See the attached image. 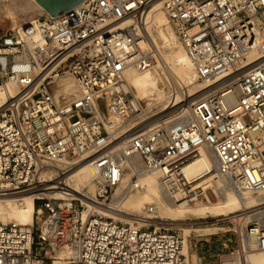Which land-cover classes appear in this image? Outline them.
Here are the masks:
<instances>
[{"label": "built area", "instance_id": "obj_1", "mask_svg": "<svg viewBox=\"0 0 264 264\" xmlns=\"http://www.w3.org/2000/svg\"><path fill=\"white\" fill-rule=\"evenodd\" d=\"M151 1L81 0L0 33V87L16 86L0 106V198L34 193L30 224L4 221L0 204V264H247L264 250V201L247 219L220 220L232 224L234 245L223 243L214 262L184 255L176 229L147 217L153 205L132 220L108 206L136 157L171 190L193 193L190 184L208 169L187 167L202 151L237 192L264 195V0H163L197 79L218 81L190 102L187 117L176 113L114 145L142 110L124 70L156 61L144 33ZM65 74L81 95L55 101L50 83ZM88 158L94 191L77 193L65 174Z\"/></svg>", "mask_w": 264, "mask_h": 264}, {"label": "bare ground", "instance_id": "obj_2", "mask_svg": "<svg viewBox=\"0 0 264 264\" xmlns=\"http://www.w3.org/2000/svg\"><path fill=\"white\" fill-rule=\"evenodd\" d=\"M25 3H31V8L18 7V9L13 10L22 12L23 14L35 13L36 10L37 12L43 11V13H48L35 0H27ZM162 3L163 0H153L148 4L145 11L144 33L154 44L156 50L155 63L144 70H138L133 67H127L124 70V78L132 88L142 108L139 115V119L141 120L135 122L136 119H133L128 123L122 124L119 130L120 138L114 142V145L122 143L133 134L147 130L158 121L169 116L172 117L176 113H179L178 115L183 118L187 117L190 102L215 87L213 84L218 81L197 79L191 60L161 8ZM158 12L163 14L168 24L164 22L165 20L161 16H157ZM33 16L31 15L30 18ZM127 23V20L118 21L120 27ZM253 61H255L254 58L249 60L248 64H246L248 66L244 69L258 63ZM66 79H71L75 85L74 88L72 83H62L63 92L74 93V96L69 95L66 98L80 97L81 90L76 86L71 75L57 81ZM195 79L203 85L197 84ZM180 87L184 89V94L180 93ZM15 91L16 86L11 82L2 86L0 88V106L3 104L4 99L7 98L8 93L12 94ZM53 98L55 101H58L54 96ZM168 100H170V103ZM166 102L169 104L166 105ZM147 105H158V111L147 116L149 109ZM174 110L176 111L173 112ZM108 121L118 122V119L109 116ZM201 155V159L194 161L187 169L193 174L203 172L205 169H208V171L197 176L190 184L193 190L191 194H187V191H183L182 189L171 190L167 184L160 180L159 171H144L141 161L137 157L133 158L130 164L127 162L130 170L125 171L119 177L118 186L108 205L109 208L121 220H132L134 215L147 213V205H153L151 212L147 215V217L151 218H155V214L157 216L166 215L173 220L186 219L188 216L195 219L228 217L229 215V218H237L240 215L244 219L249 218V208L262 203L264 195L251 194L245 191L237 192L227 179L210 169L214 165L213 155L205 151H202ZM46 173L47 175H50V173L52 175L53 172L49 170ZM94 175L95 167L90 163V159L88 158L78 163L65 174V183L77 193H82L83 188H87L92 193L94 191V185L92 184ZM208 188L215 195L216 201L212 202L209 199L206 192ZM33 195L34 193H26L16 197L8 196L0 198L1 218L4 221L15 224L32 223L34 211ZM199 197L204 198L206 203L198 205L190 204V202L197 200ZM238 211L242 212L234 215ZM214 229L217 228H207L203 231H214ZM188 232L185 229L183 236H181L182 253L186 256L189 254ZM67 254L68 249L66 247L57 250V255L60 257H64ZM246 262L247 264H264V250L250 253L246 258Z\"/></svg>", "mask_w": 264, "mask_h": 264}, {"label": "rangeland", "instance_id": "obj_3", "mask_svg": "<svg viewBox=\"0 0 264 264\" xmlns=\"http://www.w3.org/2000/svg\"><path fill=\"white\" fill-rule=\"evenodd\" d=\"M25 1L27 0H19V1L0 0V33L5 32L9 29H15L22 22L26 21L28 18L30 19L31 15L32 16L34 15L33 17H36L38 15L44 14L43 11L37 12V10L35 13H30V14H27V13L23 14L22 12H17L13 10L16 8L18 9V7L30 9L31 3L26 4ZM157 16H161L165 20V17L163 16L161 12H158ZM164 22L168 24L166 20ZM66 76H69V74H65L63 76L57 77L50 83V93L58 101L61 100V98L68 97L69 95L74 96L73 95L74 93L71 94L69 92L68 93L63 92L62 87H61L62 83L69 82V83H72V86L75 88V85L73 84L71 79L57 81L58 79H61ZM195 80L197 84H202L197 79ZM168 102L170 103V100H168ZM168 102H166V105L169 104ZM99 106L101 109L103 108L102 101H99ZM147 107L149 108L147 112V116H149L151 113L158 111V108H159L158 105H153V106L147 105ZM139 120L141 119L138 118L135 120V122H138ZM86 190L87 188H83V191H86ZM206 192H207L209 199L212 202L216 201L215 195L209 188L206 190ZM205 203L206 201L202 197H199L197 200L190 202L191 205H198V204H205ZM154 217H156L162 223V224H157V225H163L165 227H170V226L174 227L176 229V232L180 236H183L185 229L189 231L187 234L188 253H189L188 258L189 259L202 257L203 261L205 262H214L217 259V253H222L221 251H222L223 243L226 242L229 247L234 245L233 244V239H234L233 229L234 228L232 224H230L229 222L220 221L224 216H220L216 218L207 217L203 219H195L191 216H188L186 219H178V220H175V219L173 220L171 219V217H168L166 215L157 216L155 214ZM212 227L213 228L216 227L217 229H214V231L210 230L211 232L203 231L207 228H212Z\"/></svg>", "mask_w": 264, "mask_h": 264}, {"label": "water", "instance_id": "obj_4", "mask_svg": "<svg viewBox=\"0 0 264 264\" xmlns=\"http://www.w3.org/2000/svg\"><path fill=\"white\" fill-rule=\"evenodd\" d=\"M35 1L39 3L45 9V11L49 13L50 16H54L73 7L81 0H35Z\"/></svg>", "mask_w": 264, "mask_h": 264}]
</instances>
